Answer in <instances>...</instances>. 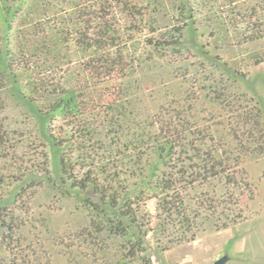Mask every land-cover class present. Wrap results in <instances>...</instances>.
<instances>
[{
	"label": "rangeland",
	"instance_id": "rangeland-1",
	"mask_svg": "<svg viewBox=\"0 0 264 264\" xmlns=\"http://www.w3.org/2000/svg\"><path fill=\"white\" fill-rule=\"evenodd\" d=\"M6 1L0 210L19 240L7 246L0 222V264L16 250L29 264H119L124 239L94 226L98 198L72 179L104 178L105 166L119 192L140 194L150 264H264V0H127L132 15L109 0L114 34L92 47L79 33L98 0ZM68 92L74 107L53 112ZM162 121L193 148L174 160L185 173L172 215L151 189L167 164ZM208 155L215 174L199 168Z\"/></svg>",
	"mask_w": 264,
	"mask_h": 264
},
{
	"label": "trees",
	"instance_id": "trees-1",
	"mask_svg": "<svg viewBox=\"0 0 264 264\" xmlns=\"http://www.w3.org/2000/svg\"><path fill=\"white\" fill-rule=\"evenodd\" d=\"M115 1H117L118 4H122L128 11L129 15L133 14L134 7L130 5L127 0ZM3 2L4 4H7L6 0H3ZM94 4L96 6L91 12L86 14L87 18L83 20V29L79 33V39H81L80 45H84L87 47H92L93 45L104 46V41L108 40L114 34V29L104 24V18L107 15H104V10L106 9L107 5L110 4L109 0H98V2ZM176 30V28L172 29V32H176ZM102 51L103 52L101 53L104 54V50ZM74 103L75 96L72 93L68 92L64 97L56 100L55 104L51 106V109L53 112L59 110L69 111L74 107ZM245 115L247 117V123H250V133H252V122H250L251 113L249 112ZM114 124L115 121L113 120L108 122L109 126H113ZM178 126L179 124L177 123L174 124L173 122L162 121L158 128V137L156 136V143L160 144L159 156L160 158H163V155L161 153L165 151L167 164L162 170L159 171V173L155 177L154 185L151 187V189L155 191V194L152 195L157 199L158 209H160V211L166 215L174 214V212L176 211V201L179 200L180 203V182L185 173V171L183 170L181 171L180 169H174L175 166H173V164L177 163L174 162V160H178V157L182 156L183 154H187L190 149H193L186 142H182L179 144L177 143V141L183 140V138L181 137V132H179L182 129L178 128ZM195 133V130H189V134L195 135ZM113 139L114 138H111L112 143ZM115 143L119 146L118 139H116L114 145ZM136 156L137 153L133 154L134 159L137 158ZM125 158L126 156L122 158L123 161L125 160ZM202 159L201 162L203 164L199 168H203L205 173L215 174L216 172L212 169H216L217 167L221 166V163L213 159V157L210 155H208L207 158ZM126 163L128 162H122L121 166L126 165ZM198 165L200 166L199 163ZM207 165L210 166L209 169L206 168ZM61 167V170L64 174L72 177V169L70 168L69 164L63 159L61 160ZM194 168H196V166H194ZM103 173L104 178H99V176L94 174L93 169L90 168L87 170L83 178H72L74 186L82 190H89L92 195H95L98 198L99 202L97 204H94L93 207L95 212L93 221L94 226L101 225V228L103 230L106 229L113 235L124 239L127 252L126 255H123V257H121L119 264H131L134 260H139L143 264H150V258H148L146 254L147 233L149 230L148 228L144 227L143 224H141L143 214L140 209V194H137L136 191L130 192L127 190L123 193L119 192V190L114 186L116 181L114 175L116 174L114 173L112 175H109L107 166L104 167V172L102 171V174ZM21 194L22 193L18 194V197H20ZM106 206L112 209V214H108V212L105 210ZM7 213L8 212L0 210V222L5 226L3 240L7 246L13 244L14 247L15 243H17L19 240L17 234L18 220L15 216H9V214ZM11 250L13 251L14 249ZM9 264L29 263L25 260L24 256H22V254L18 250H16L13 253L11 260L9 261Z\"/></svg>",
	"mask_w": 264,
	"mask_h": 264
}]
</instances>
